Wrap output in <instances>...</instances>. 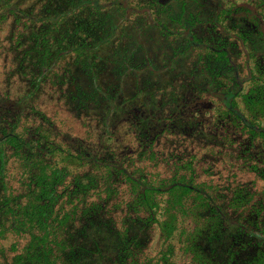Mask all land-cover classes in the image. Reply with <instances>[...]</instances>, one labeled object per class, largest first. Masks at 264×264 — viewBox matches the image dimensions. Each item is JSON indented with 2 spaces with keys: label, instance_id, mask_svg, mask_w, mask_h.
I'll list each match as a JSON object with an SVG mask.
<instances>
[{
  "label": "rangeland",
  "instance_id": "rangeland-1",
  "mask_svg": "<svg viewBox=\"0 0 264 264\" xmlns=\"http://www.w3.org/2000/svg\"><path fill=\"white\" fill-rule=\"evenodd\" d=\"M61 1L57 3L71 10L53 9L48 0H25L20 19L0 15V137L3 129L14 128L25 142L34 139L28 146L40 143L51 150V162L59 165L65 153L111 163L122 160L131 175L155 186H161L173 172L188 174L187 164H191V175L208 192L220 194L226 202L247 201L237 203L242 219L259 210V199L264 209V130L248 135L227 121L207 96L198 99L188 90L193 87H181L183 74L165 71L171 54L183 51L190 35L184 18L176 12L181 0H93L92 5L80 8L75 7L79 0ZM151 1L157 3L156 8H151ZM187 2L186 11L201 21L195 32L231 43L242 77L264 64V38L259 32L263 30L264 35V0ZM166 3L170 8L162 9ZM217 11L225 23L240 31L236 37L206 33ZM37 17L34 26L26 22ZM145 58L152 69L142 64ZM191 61L193 56L187 63ZM91 63V72L103 81L106 95L98 104L77 105L76 93L90 91ZM66 69L67 78L79 74V86L74 80L66 83L59 78ZM262 110L255 123L264 128ZM108 132L112 137H107ZM3 152L7 189L17 193L22 183L19 156L8 144ZM84 169L70 165L74 172ZM102 188L107 214L117 226L124 220L130 231H136L134 222L145 223L142 250L119 253L121 264H198L185 244L191 219L178 213V227L170 235L162 227L170 218L165 210L167 193L156 191L152 195L155 211H148L132 203L131 186L123 180L114 183L111 191ZM243 188L249 189L248 196L238 193ZM27 238L6 231L0 243L8 247L16 242L21 248ZM4 254L0 264L9 263L14 253Z\"/></svg>",
  "mask_w": 264,
  "mask_h": 264
},
{
  "label": "trees",
  "instance_id": "trees-1",
  "mask_svg": "<svg viewBox=\"0 0 264 264\" xmlns=\"http://www.w3.org/2000/svg\"><path fill=\"white\" fill-rule=\"evenodd\" d=\"M58 1L62 2L48 0L47 4L53 9L63 7L66 12L71 10L70 6L65 3L61 5ZM187 1L193 0H181L180 4L176 2V12L187 24L185 28L189 30V39L183 51L171 54L166 62L169 68L164 65L165 71L173 75L183 74L181 79L184 83L181 87L196 88L188 90L198 99L207 96L214 104H218L224 118L238 124L248 135L261 133L264 128L256 124L255 120L262 115L264 108V64L257 71L250 69L246 77H242L239 66L232 58L231 43L195 32L196 25L201 21H198L197 15L186 11ZM23 2L25 0H0L1 17L12 15L16 20L20 19ZM92 3L93 0H79L75 7ZM166 4L161 8L169 9L171 5ZM150 6L156 8L157 3L151 1ZM26 20L34 23V26L38 17L36 21ZM208 27L206 33L212 31L217 36L232 34L236 37L235 33L240 32L225 23L221 11H217ZM259 32L264 38L263 30ZM176 35L180 33L176 31ZM238 35L242 36L243 33ZM17 37L21 35L17 33ZM253 44L250 52L254 50ZM192 56L194 61L187 63V59ZM145 61L142 63L144 66H151V61L146 58ZM93 68L91 63V67L88 66L90 91L84 95L82 92L76 93L74 98L77 105L83 102L98 104L97 100L106 95L101 89L103 81L91 72ZM68 71L64 70L63 75ZM63 75L59 78L66 83L74 80L79 86L82 82L81 77L78 78L79 74L73 76L74 79ZM3 132L5 134L0 137V146L4 149V145L8 144L19 156L22 183L17 193L12 188L7 189V158L1 156L0 238L4 239L6 231L16 235L26 234L28 237L21 248H17L16 242L8 247L0 243V258L5 257L6 251L14 253L10 262L3 264H121L122 257H117L119 253L142 250L145 223L143 225L142 220L138 219L139 222H134L136 231H130L124 220L117 226L107 214L102 186L111 191L118 180L130 184L132 203L148 211H155L152 195L156 191L167 193L165 202L168 207L165 210L170 218L162 223L166 235L178 227L179 216L186 215L191 219L192 225L187 230L185 244L193 263L264 264V209L261 200L256 203L260 204L259 210L254 209V213L242 219L236 211L239 207L237 203L247 201L226 202L220 194L208 192L195 180L194 173L191 175V164H187L188 174L173 172L161 186H155L131 175L122 160L111 163L96 156L65 153L60 159L63 165H59L51 162L53 152L40 143L28 146L34 139L25 142L14 128L3 129ZM107 135L108 138L112 137L109 132ZM3 149L0 150L1 154L4 153ZM70 165L85 169L74 172L70 170ZM92 168L99 171L95 172ZM247 189H239L238 193L248 196L250 193ZM234 204L236 206L232 208Z\"/></svg>",
  "mask_w": 264,
  "mask_h": 264
}]
</instances>
